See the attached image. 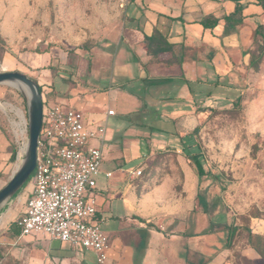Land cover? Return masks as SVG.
I'll return each instance as SVG.
<instances>
[{"label": "rangeland", "instance_id": "obj_1", "mask_svg": "<svg viewBox=\"0 0 264 264\" xmlns=\"http://www.w3.org/2000/svg\"><path fill=\"white\" fill-rule=\"evenodd\" d=\"M127 1L0 0V72L26 74L39 85L42 100L54 103L60 93L57 102L105 127L102 168L113 175L96 176L98 188L108 190L106 199L100 192L96 198L104 205L107 256L99 263L92 251L77 248L73 254L86 264H131L132 258L135 264L144 255L137 248L144 238L162 244L168 260L156 262L151 249L146 264H264V21L254 24L249 44L230 55L222 76L195 85L192 117L168 118L187 110L186 102H175L158 108L164 117L141 108L104 118L70 91L89 88L90 76L101 75L108 85L107 54L121 45ZM27 124L26 97L1 83L0 189L23 158ZM89 143L100 146L96 139ZM191 155L205 175H197ZM138 164V178L120 171ZM32 177L0 206V217L20 215ZM199 190L208 202L205 213L193 210Z\"/></svg>", "mask_w": 264, "mask_h": 264}, {"label": "crops", "instance_id": "obj_2", "mask_svg": "<svg viewBox=\"0 0 264 264\" xmlns=\"http://www.w3.org/2000/svg\"><path fill=\"white\" fill-rule=\"evenodd\" d=\"M236 6L240 11L235 15ZM232 14L233 21L230 19L229 24L227 16ZM211 20H215L212 27H205L202 23ZM262 21L264 10L257 0H128L120 30L121 45L107 54L111 60L109 69L104 72L109 79L108 85L105 86L106 79L102 80L101 75L95 76L99 81L90 76L89 88H73L70 93L82 97L84 105L101 112L104 118L109 117L108 109L122 114L141 108L156 111L157 115L164 117L158 108L162 110L165 103L175 102H186L187 110L167 114L168 118L192 117L188 110L194 108L195 85L208 86L211 80L222 76L227 64H231L230 55L240 53L249 44L254 24ZM48 75L46 73L43 78L49 79ZM101 95L107 103L99 98ZM61 96L58 93L53 99L57 102L63 99ZM90 120L86 118L90 129L103 127H95ZM103 128L104 139L99 141L101 147L105 140ZM12 156L11 153L8 161L13 160ZM98 189L106 199L108 190ZM103 208L101 204L98 207L101 221L104 219ZM10 215L6 213L0 217L3 221L0 226V261L3 264H86L73 254L72 249L76 248L66 243L43 235L21 236L16 223L20 215L8 218ZM161 246H152L148 241L140 264L150 261L148 251L151 249L159 257L156 262H168ZM130 263H134V258Z\"/></svg>", "mask_w": 264, "mask_h": 264}, {"label": "built area", "instance_id": "obj_3", "mask_svg": "<svg viewBox=\"0 0 264 264\" xmlns=\"http://www.w3.org/2000/svg\"><path fill=\"white\" fill-rule=\"evenodd\" d=\"M107 116L115 115L113 109ZM103 127L90 129L82 112L61 103L42 100V121L33 188L16 223L20 235H43L96 254L107 256L108 235L100 226L96 176L113 171L102 168L103 151L92 146L102 141ZM130 178L143 174L141 164L121 169ZM0 264H3L0 261Z\"/></svg>", "mask_w": 264, "mask_h": 264}, {"label": "water", "instance_id": "obj_4", "mask_svg": "<svg viewBox=\"0 0 264 264\" xmlns=\"http://www.w3.org/2000/svg\"><path fill=\"white\" fill-rule=\"evenodd\" d=\"M12 82L24 84L29 91V97L20 91L27 99L28 140L20 165L12 172L9 181L0 189V206L26 183L35 168L38 136L42 121V94L39 85L24 73L18 71L0 72V84H11Z\"/></svg>", "mask_w": 264, "mask_h": 264}, {"label": "trees", "instance_id": "obj_5", "mask_svg": "<svg viewBox=\"0 0 264 264\" xmlns=\"http://www.w3.org/2000/svg\"><path fill=\"white\" fill-rule=\"evenodd\" d=\"M257 1H258L259 5H261V7L264 10V0H257ZM239 11H240V7L236 6L233 14L236 15V13H238ZM233 14L231 16H227V23L230 24V22H231L230 19L233 17ZM202 23L205 27H212L215 24V20H211L210 23H207L206 21H203ZM39 89H40V87H39ZM40 92H41V89H40ZM12 157L14 158V153H13ZM189 159H191L192 162L194 163V165L196 167L197 175L199 177L206 174V172L203 168V165H202V163H201V161L197 155H191V156H189ZM198 208H200L201 211L204 213L207 212V209H208V202L206 200L205 193H204V191H201V190H199L195 195V207L193 208V210H197ZM146 245H147V240L144 238H141L139 240L137 248L139 251L143 252ZM140 259H141V256L139 258H136L135 264H140Z\"/></svg>", "mask_w": 264, "mask_h": 264}, {"label": "bare ground", "instance_id": "obj_6", "mask_svg": "<svg viewBox=\"0 0 264 264\" xmlns=\"http://www.w3.org/2000/svg\"><path fill=\"white\" fill-rule=\"evenodd\" d=\"M11 84H12L14 87H16L18 90L22 91V92L25 94L26 97H29V91H28L27 87H26L24 84H22V83H15V82H12ZM14 108H15V107H14ZM18 113H19L20 116H22V114H20L19 110H17V114H18ZM22 120H23V118H22ZM25 149H26V145H25V147L23 148L22 153H25ZM22 153H21V154H22ZM21 161H22V158H21V159L19 160V162L16 164V167L14 168L13 171H15V169L20 165ZM2 222H3V221L0 220V226H1Z\"/></svg>", "mask_w": 264, "mask_h": 264}]
</instances>
